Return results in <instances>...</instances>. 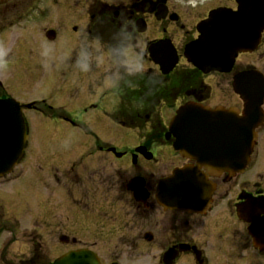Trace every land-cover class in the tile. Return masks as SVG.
<instances>
[{"label": "flooded vegetation", "instance_id": "1", "mask_svg": "<svg viewBox=\"0 0 264 264\" xmlns=\"http://www.w3.org/2000/svg\"><path fill=\"white\" fill-rule=\"evenodd\" d=\"M8 1L0 0V6ZM41 4V0H29L22 10L0 17V41L9 29L20 31L26 24L45 19ZM88 7L87 21L85 16L74 17L75 24L68 26L67 21L65 30L86 35L109 49L110 69L101 75L87 74L95 65L85 57L90 48L84 51L79 44L83 58L70 70L74 75L66 77L67 92L82 97L99 95L97 102L87 106L79 101L78 109L83 113L100 109L113 125L137 138L122 145L101 141L60 108L44 107L37 99L13 98L0 79V99L12 98L20 104L27 135L12 170L13 198L25 201L21 196L28 190L25 179L29 177V190L37 200L31 206L23 203L11 223L2 222L7 214L4 205L10 204L12 195L1 191L8 175L0 177V235L12 238L25 222L29 226L24 234L28 250L9 255L1 249L0 264H52L68 251L90 249H69L52 259L40 250L45 241L40 231L52 232L46 236L61 243L76 244L86 242L84 225L94 228L92 236L97 240L118 239L127 244L130 254L149 258L154 264H264V29L257 45L237 53L223 71L204 73L187 62L184 48L198 39L199 24L210 12L235 11L236 0H92ZM55 29L44 30L45 36L59 35ZM29 34L36 45L35 33ZM83 36L77 39L81 41ZM31 51L28 48L20 59L13 51L11 61L1 55L0 74H9V80L17 64L21 67L24 60L31 61ZM132 56L146 68L131 67ZM123 59H129V65L123 66L129 69L117 77ZM102 103L108 105L100 106ZM189 104L220 108L226 119L247 120L251 125L255 140L242 171L213 175L172 149L173 138L166 139L170 118H162V113L172 112L173 116ZM37 126L43 131L32 145L36 141L32 130ZM166 147L173 156L169 173L163 162ZM183 167L205 176L210 186L191 212L164 208L156 196L158 181ZM82 226L80 234L71 231ZM117 228L124 236L116 234Z\"/></svg>", "mask_w": 264, "mask_h": 264}, {"label": "rangeland", "instance_id": "2", "mask_svg": "<svg viewBox=\"0 0 264 264\" xmlns=\"http://www.w3.org/2000/svg\"><path fill=\"white\" fill-rule=\"evenodd\" d=\"M96 1V0H95ZM105 2L115 3L121 0H103ZM125 1V0H123ZM29 0H9L8 2L3 3L4 5L0 6V17H8L11 16L18 10H22L23 7L27 5ZM43 4L41 7L45 9L43 12L45 19L37 21V23H29L23 26V30H13L9 29L6 31L4 37L0 41V56H4L6 61L13 60V51H17L16 58H25L27 53V49L32 47L31 51V61L24 60L22 66L20 67L18 64L15 66L16 72L12 77L8 80L9 74H0V79L4 83L6 87V91H8L9 95L15 99L19 100H30L37 99L38 101L44 100L43 106L51 105L55 108H60V110H64L69 113L72 117H75L77 121L81 124H85L87 128L91 130V132L100 139L101 141L109 140L112 141L116 145L133 143L132 139H136L135 133H127L120 127H117L112 124V122L104 115V113L99 110H89L87 113H83L81 109H78V102L83 101V105L87 106L90 101L97 102L99 99V95H93L82 97L78 93H69L67 92L65 83L66 77L68 75H74L73 72H70L71 69L77 64L79 59L83 58V54L79 55L80 47L79 44H83L84 51L90 48V55H85L86 60H91L90 63L95 65L94 68H91V75L99 74L108 71L110 69L109 60L111 57V53L109 49H107L104 45L93 42L86 35L83 36L81 41L77 38L79 35L69 34V30H65V24L68 21L67 25L70 26L75 24L74 17H82L85 16V11L89 8V4H91L92 0H41ZM40 5V4H39ZM87 16L83 17L84 21H87ZM39 19V18H38ZM64 19V22L58 21ZM85 23V22H84ZM49 27H54L58 29L59 35H55V39L53 41L47 40L45 36L44 30ZM43 29V32H42ZM55 29V30H57ZM20 37L18 38V35ZM29 32H34L36 36V45H34L33 35H30ZM18 40L16 41V39ZM4 40V41H2ZM12 47V48H11ZM13 49V50H12ZM128 58V57H127ZM129 59H123L119 61V71L116 73L117 77L120 73H123V70L129 69L128 66ZM131 67L137 69H145L146 64L140 61L137 56H132L130 58ZM6 72H11V70H7ZM68 72V73H67ZM114 80H115V76ZM74 80V78H71ZM8 80V81H7ZM7 81V82H6ZM108 105L107 103H102L100 106ZM172 112H163L162 118H166L167 120L171 119ZM32 130V138L36 139L32 145H36L37 141L40 139L39 133L43 131V129L39 126ZM37 130V131H36ZM164 152V163L166 170L169 173L170 170V161L172 160V151L169 147H166ZM31 159L29 155L28 161ZM173 164V163H172ZM30 175V171L28 172ZM28 175V176H29ZM15 173L12 172L8 177H5L4 181H7L8 186H5V189H1L6 193H10L12 195V199H10L9 205H4L5 211L7 214L3 215V221L7 222V220L11 223L14 219V214H18L21 209H23V203L29 204V206L34 205L37 200L33 198L32 190H29V177L25 179L27 192L21 196V199L25 201H17L14 197L15 194V186L12 184L14 181ZM32 183V181H30ZM31 185V184H30ZM4 211V212H5ZM21 214V213H20ZM12 225V224H11ZM25 225H28L25 222ZM21 228V231H16L15 236L12 238L6 237V235H0V250L4 249L9 255L11 254H21L28 250L26 245L27 242L24 239L25 232H29V226H25ZM82 227H78L71 231H76V234H80ZM107 227L106 229H108ZM111 229V228H109ZM113 229V228H112ZM127 230V228H126ZM53 231V230H52ZM58 233L60 230H54ZM94 228L84 225V229L82 234L85 235V241L81 243H61L56 238H49L46 235L52 234V232H41L43 241L41 243L40 250L45 252L47 251L50 259L56 257L58 254L62 252H66L69 249H74L77 247H89L93 252H95L98 257L101 259L103 264H108L109 262H119L121 264H154L150 262L149 258L135 256L134 254H130V250L127 248V244L125 242L111 241L107 239L106 242H101V240H97L92 235ZM73 233V232H72ZM124 231H119L117 228L116 234L123 235ZM70 239L71 235H67ZM11 239V240H10ZM5 242H2L4 241ZM11 241V243H6ZM49 241V242H48ZM94 241V242H93ZM8 244V245H7ZM140 246V244H139ZM124 254V258L121 259L122 254ZM119 260V261H118ZM119 263V264H120Z\"/></svg>", "mask_w": 264, "mask_h": 264}, {"label": "water", "instance_id": "3", "mask_svg": "<svg viewBox=\"0 0 264 264\" xmlns=\"http://www.w3.org/2000/svg\"><path fill=\"white\" fill-rule=\"evenodd\" d=\"M236 12L212 11L198 27L199 37L184 48V57L200 71H223L236 53L250 50L264 27V0H236ZM102 41L99 34H95ZM53 38V34L48 35ZM171 70V69H170ZM168 71V70H166ZM163 73H166L163 71ZM222 109L186 105L171 120L166 138H174L173 149L195 160L210 174L236 171L247 163L254 140L247 121L226 119ZM25 127L18 103L0 100V176L8 173L22 152ZM210 186L195 169H175L157 183L156 196L164 208L192 211L200 194ZM53 264H98L87 250L70 251Z\"/></svg>", "mask_w": 264, "mask_h": 264}]
</instances>
